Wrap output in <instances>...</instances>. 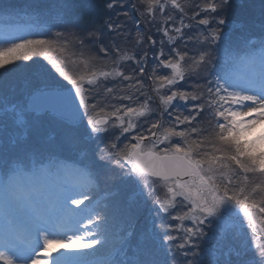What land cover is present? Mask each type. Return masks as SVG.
Returning <instances> with one entry per match:
<instances>
[{
	"label": "snow or ice",
	"instance_id": "snow-or-ice-1",
	"mask_svg": "<svg viewBox=\"0 0 264 264\" xmlns=\"http://www.w3.org/2000/svg\"><path fill=\"white\" fill-rule=\"evenodd\" d=\"M83 2L52 0L46 31L0 44V210L16 218L32 209L27 239H0V264H89L51 253L106 243L99 229L109 206L93 204L109 173L127 192L118 210L129 230L107 264H264V133L247 138L264 125V70L258 85L237 75L244 57L225 45L244 30L246 54L264 69V0L258 9L251 0H101L100 23L82 22ZM54 27L65 31L35 38ZM72 46L94 54L70 74L63 54ZM21 67L26 87L17 92L2 77ZM46 119L64 128L55 146L40 140ZM55 148L73 152V164ZM53 171L72 178L56 192L44 182ZM69 214L87 222L60 224ZM225 217L235 223L219 234Z\"/></svg>",
	"mask_w": 264,
	"mask_h": 264
},
{
	"label": "rangeland",
	"instance_id": "rangeland-1",
	"mask_svg": "<svg viewBox=\"0 0 264 264\" xmlns=\"http://www.w3.org/2000/svg\"><path fill=\"white\" fill-rule=\"evenodd\" d=\"M191 2L195 3V2H197V0H191ZM13 14H15V13H13ZM27 16L28 15L26 13H23L21 15V17H27ZM2 18H4L7 21L6 22L0 21V40L3 38H6L7 34L17 35L19 32H24V33L26 31L29 32L28 30L30 29V26L24 25L21 22L16 21L15 17L12 15V13H4ZM24 33H19V34H24ZM134 36H135V32H134ZM130 40H132V39H130ZM232 40H234L236 42L232 43L229 39L225 42V45L229 48L231 54L233 56H237V57H244V59H237V61L234 63L233 71L237 75H241L247 79L254 80L256 82V84L258 85L260 82V78H261V72H262V70H264V69H262L259 55L256 54L255 56H253V54H251V53L246 54L245 49L238 53V47H237L238 46L237 45L238 36L236 35V37L232 38ZM132 44H134V42L129 41L127 43V45H129V48H127L129 51L134 48V46H131ZM122 46H124V45H122ZM70 52L71 51H68L67 52L68 54H66V55L64 54L63 57L66 61H68L67 68H68L69 73L72 74V73H74L70 70V68H72V64H73L72 61H76V63H78L80 65V67L77 66V70L79 71V69L81 67H83V66H81V62H80L81 59H88V57L86 55L85 49L83 50V57H81V55H80L81 50L77 51L76 53H70ZM221 54L223 55V53H221ZM94 63L96 65V67L98 68L97 62L95 61ZM109 86H111V85H109ZM22 90L23 89H19L16 91L19 92ZM157 103L158 102L153 104L154 109L156 108ZM44 125L46 127L44 130H41V134H40L41 142L47 143L48 137L51 136L54 139L53 145H56L60 140L59 138L64 135V131L62 130L63 126L61 124H59L57 121L51 120V119H46L44 121ZM181 127H183V126H181ZM261 133H264V125H258L257 128L255 129V131L252 132L250 135H248L247 138L250 140L256 139L257 137H259L261 135ZM58 149L61 152H64V154H68L69 157L67 159L63 156H59L60 154H58L56 152L57 156L60 159L64 160L69 166H71L73 164L75 154L66 148H58ZM71 179L72 178H70V177L66 178L62 174H56L55 171H53V173L51 175H48L44 178V182L53 192H56V191H59L61 185L69 182ZM119 189L120 188L117 187V185H116V190L113 191L114 193L112 195H116L117 192L119 191ZM98 192H100V190ZM101 194H103V192ZM94 195L96 196V198H95V202L93 204V207H96V205L99 204L100 202L104 201V199L107 198L109 194L104 195L103 197H101L100 195H97V194H94ZM54 200H55V198L53 197V201L51 203H48L45 206H43V210L44 211H53L54 210ZM71 207H75V206H71ZM182 210L183 209L178 206V208L175 211H182ZM31 212H32V209L30 207L22 206L17 211L16 218H9L5 215V213L2 210H0V239H2L5 236V234L20 235L21 230L27 229L28 219H29V215L31 214ZM68 216L76 217L79 220L82 219L83 223L87 222L86 218H83L80 216H73L72 214H69ZM64 217H66V216L62 215L60 217V219H62ZM150 223L151 222L149 221L148 222L149 226H150ZM173 223L178 224L179 222L177 221V222H173ZM185 223L187 224L188 222L186 221ZM234 223H235L234 220H231L230 218H225V220L220 225L219 234H223V232L228 231L234 225ZM257 225L260 226V223L258 222ZM128 228H129V225H128ZM99 231L102 232V226L99 229ZM68 234L71 235V233H68ZM116 235H118V237H116ZM125 235L123 236L120 231H117V234H115V235L111 234L110 239H107V237L102 236L101 237L102 239H106V243L103 246L95 245V246L90 247V248L86 247V248H78V249L77 248L65 249V248H61V247H56L55 250L51 253V255L56 256V255H59L60 253H63L62 251H64V252L69 253L70 255L73 254L79 260H81L83 262H86L88 259H90L92 257L99 256V255H103V256L109 255L108 259H103L102 262L95 263V264H107V262H109L111 259H113L114 248L120 247V245L123 242V238L125 237ZM250 241H251V236H249V242ZM64 243H68V241L65 240ZM81 243L87 244V243H89V240L85 239ZM92 264H94V263H92Z\"/></svg>",
	"mask_w": 264,
	"mask_h": 264
},
{
	"label": "trees",
	"instance_id": "trees-1",
	"mask_svg": "<svg viewBox=\"0 0 264 264\" xmlns=\"http://www.w3.org/2000/svg\"><path fill=\"white\" fill-rule=\"evenodd\" d=\"M2 2L4 5L10 6V7L0 8V21L2 22L7 21L2 18L4 13H12V15H16L15 16L16 21L27 22L29 24H32L35 27L34 32H44L52 23V21L48 18L47 13L44 11L47 5L52 3V0H2ZM136 2L138 6H140V0H136ZM251 2L254 3L258 9L260 0H251ZM100 5H101V0H84L80 8L78 9V15L81 17L82 22H88L90 19H95L97 23L102 22V20L105 17L100 13L99 10ZM141 10H143L142 7ZM23 13L28 14V16L21 17ZM141 27L142 28L144 27L143 23L141 24ZM56 31H65V29L63 27H59V28L54 27L51 29V33H49L47 36L35 37V38H50L51 34ZM236 35L238 36L237 47L239 53L244 50L242 38L244 37L245 32L244 30L241 29H234V31L231 33L229 37V40L232 43L236 42L232 40V38H235ZM133 36H134V32H133ZM5 41L6 40L0 42V44H3ZM130 41L134 42V39ZM131 46H134V44H132ZM126 47L129 48V45H126ZM68 51H71L70 53H76L77 51H80V49L78 46H72L69 47L64 54L65 55L68 54L67 53ZM85 52L87 57H90L91 55L94 54V52L89 49H85ZM52 55L56 58L61 57V53L59 52L53 53ZM34 59H41V58L35 57ZM96 62L99 67L103 65L102 61L97 60ZM77 66L80 67L78 63H73L72 68H70V70L72 72H75L77 70ZM81 70H83V68H81ZM25 76H26V70L23 67H21V68H13L11 72L3 74L2 78L7 82L12 83L15 86L16 90H19V89H24L26 87ZM42 129L43 127L41 128V130ZM114 183L115 182L113 181L112 184ZM125 197H126L125 192L122 191L121 196L116 200L117 203L124 201ZM109 206L112 208V210H114L113 208L115 207V204H109Z\"/></svg>",
	"mask_w": 264,
	"mask_h": 264
},
{
	"label": "bare ground",
	"instance_id": "bare-ground-1",
	"mask_svg": "<svg viewBox=\"0 0 264 264\" xmlns=\"http://www.w3.org/2000/svg\"><path fill=\"white\" fill-rule=\"evenodd\" d=\"M75 220H79V219L76 218V217L66 216V217L60 219V220H59V223H60V224H63V225H66V226H72V225L74 224ZM24 232H25V233H24V237L27 239V238H28V231L25 230ZM69 233H71V232H69ZM71 234H72V233H71ZM56 250H57V249H56ZM62 252H64V251H62ZM72 255H73V254H72Z\"/></svg>",
	"mask_w": 264,
	"mask_h": 264
}]
</instances>
